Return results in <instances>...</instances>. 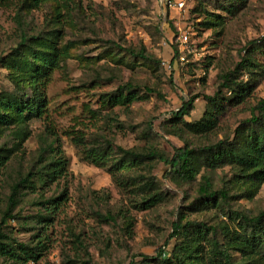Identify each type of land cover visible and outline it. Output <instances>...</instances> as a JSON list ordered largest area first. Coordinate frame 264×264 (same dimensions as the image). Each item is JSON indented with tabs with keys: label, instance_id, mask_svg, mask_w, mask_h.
I'll list each match as a JSON object with an SVG mask.
<instances>
[{
	"label": "rangeland",
	"instance_id": "1",
	"mask_svg": "<svg viewBox=\"0 0 264 264\" xmlns=\"http://www.w3.org/2000/svg\"><path fill=\"white\" fill-rule=\"evenodd\" d=\"M172 1H184L185 8L162 7V0H50L40 7L21 9L29 36L49 37L64 52L48 97L50 118L69 162L65 176L53 185L34 183L25 190L12 214L14 219L1 228L12 240L36 246L38 204L65 193L66 201L44 232L43 255L28 264H130L142 256L153 260L152 264H163L155 260L156 252L165 247L171 252L180 243L170 236L173 223L181 216L217 228L221 239L223 226L237 230L227 212L258 215L264 210V183L239 175L237 167L215 171L201 167L196 182L184 183L165 177L168 167L154 161L147 168L124 174L137 186L123 189L108 173L110 165L97 167L85 161L81 149L66 136L74 129L85 132L86 146L91 149H101L109 141L125 150H159L170 157L175 147L187 146L197 152L235 138L236 130L264 99V49L250 52L251 42L264 38V0ZM18 13L15 6H0V58L11 57L19 47ZM184 35L187 43H182ZM140 52L151 59L132 54ZM246 56L258 65L254 74L236 71ZM10 60L0 63V96L22 88L17 83L21 73L12 68ZM230 73H235L238 83L257 80L251 96L235 105V95L224 90L220 101L233 103H224L216 127L207 133L192 131L189 125L212 111L206 98L216 95ZM124 85H131L142 100L129 109L102 108V96ZM193 98L185 122L173 120L183 102ZM88 109L97 112L96 122L91 121ZM47 125L44 119H34L26 125L0 126V223L12 185L50 159L42 155L44 146L54 140ZM22 129L28 133L24 140L18 137ZM147 175L157 178L150 194L162 196V202L149 210L140 202L149 195L141 189ZM203 176L211 179L214 190L238 196L229 208L215 209L198 202ZM101 214H110L116 221H104ZM210 237L205 241L208 247ZM0 264L10 262L0 257Z\"/></svg>",
	"mask_w": 264,
	"mask_h": 264
},
{
	"label": "trees",
	"instance_id": "2",
	"mask_svg": "<svg viewBox=\"0 0 264 264\" xmlns=\"http://www.w3.org/2000/svg\"><path fill=\"white\" fill-rule=\"evenodd\" d=\"M45 1L50 0H0V6H15L19 10L17 19L18 27L21 30V42L15 53L9 58L12 68L21 73L17 83L22 86L19 91L0 96V126H11L15 123L26 125L34 119H44L48 123V133L54 138L52 143L42 149L44 157L50 155V159L45 161L44 167L37 172H29L26 177L21 178L11 187V193L0 223V257L7 259L10 264H28L43 255L44 232L49 231V227L54 221L53 217L62 202L66 201V199L64 200L65 193H62L58 197L45 199L38 204L40 210L35 220L40 226V231L38 244L34 247L12 240L11 236L1 230L7 221L14 219L12 214L19 205L25 190L31 189L34 183H38L42 187L53 185L65 176L69 166L66 154L60 145L58 132L50 118L48 97V89L54 79V74L61 69V58L64 52L56 48L55 43L50 42L49 37L41 34L29 36L24 28L23 20L20 18L21 9L40 7ZM59 16H61L60 13ZM108 43L121 48L115 42ZM251 44L250 52H262L264 38L253 41ZM132 54L146 61L151 59L143 52ZM175 57H179L177 48ZM9 58H0V63H6ZM257 68V63L246 56L236 71L242 69V71L254 74ZM256 83L257 80L254 84L251 80L247 83H238L235 80V73L226 74L216 95L206 98L212 111L208 110L203 119L189 125L190 129L196 133L212 131L217 125L218 117L224 113V103H229V105L233 103V101H220L224 90L232 92L235 95V105H240L251 96ZM149 93H153V90H149ZM158 96L160 97L161 94ZM140 100L142 98L131 85H124L119 86L114 92L104 94L101 104L104 109L114 110L117 107L129 109ZM194 102L195 98L183 102L180 110L173 114V120L178 123L185 122L184 119L190 116ZM87 111L91 114V121L96 122L97 112L90 109ZM27 135L26 129L18 132V137L23 140L27 138ZM66 136L81 149L85 161L97 167L110 165L108 173L114 182L123 189L137 186L132 181H127L124 174L147 168L154 161L164 163L168 167L165 177L173 176L184 183L196 182L201 167L215 171L226 166L237 167L240 171L239 175L247 177L249 180L252 179L254 182L257 181V183H264V99L258 101L251 117L236 130L233 140L220 141L197 152L187 146L184 148L175 147L171 157L159 150L148 153L125 150L109 141H105V146L101 149H91L86 146L85 132L74 129L66 132ZM2 163L0 162V166ZM143 181L141 189L143 193H149V195L143 197L140 202L143 209L149 210L162 202V196L158 192L150 194V191L156 187L157 178L147 175ZM198 194V202L201 205H211L215 209L229 208L231 201L238 197L231 196L228 190H214L211 179L206 176L202 177ZM226 215L232 223L237 224V230L231 229L228 225L223 226L221 239L218 238L217 228L209 227L204 223L190 222L185 216H181L179 221L173 223V233L170 236V240L177 238L180 243H177L171 252H168L166 247L158 249L155 260L157 259L163 264H264V210L258 215L231 210ZM100 218L104 221H116L115 217L110 214H101ZM208 236H211L210 247L206 246L205 242ZM142 257L141 261L133 259L130 264H152L153 260L149 257Z\"/></svg>",
	"mask_w": 264,
	"mask_h": 264
},
{
	"label": "built area",
	"instance_id": "3",
	"mask_svg": "<svg viewBox=\"0 0 264 264\" xmlns=\"http://www.w3.org/2000/svg\"><path fill=\"white\" fill-rule=\"evenodd\" d=\"M185 5H186V3L184 1H181V2H176L175 1L174 2L172 0H166V1L162 0V7H165V8L169 7V8H177L179 10H182V9L185 8ZM187 41H188V36L184 35L182 43H187Z\"/></svg>",
	"mask_w": 264,
	"mask_h": 264
}]
</instances>
